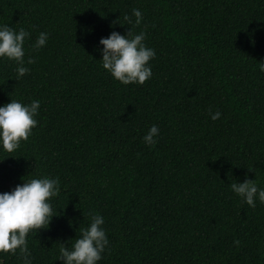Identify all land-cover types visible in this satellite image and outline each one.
<instances>
[{
    "label": "trees",
    "instance_id": "obj_1",
    "mask_svg": "<svg viewBox=\"0 0 264 264\" xmlns=\"http://www.w3.org/2000/svg\"><path fill=\"white\" fill-rule=\"evenodd\" d=\"M134 8L138 26L124 19ZM0 24L29 31L36 60L20 80L0 60V105L41 102L28 141L0 150V192L60 182L57 216L27 237L33 264H62L60 244L90 213L109 239L98 264H264V203L230 189L245 175L264 187V0H0ZM128 29L156 52L143 85L114 80L97 51ZM40 32L49 39L35 50ZM152 124L157 143L145 145Z\"/></svg>",
    "mask_w": 264,
    "mask_h": 264
},
{
    "label": "clouds",
    "instance_id": "obj_2",
    "mask_svg": "<svg viewBox=\"0 0 264 264\" xmlns=\"http://www.w3.org/2000/svg\"><path fill=\"white\" fill-rule=\"evenodd\" d=\"M132 17L125 15L129 24L136 26L143 19L139 9H132ZM146 33H133L128 29L122 35L112 31L107 37H101L97 51L102 59V68L111 77L123 85H143L152 77L150 61L156 56L153 48L145 44ZM30 38V32L24 28L15 29L9 24H0V60L12 61L15 65L16 79L20 80L31 69L28 65L36 62L32 55H26L25 41ZM49 39L47 32H40L33 48L46 47ZM102 46V47H101ZM259 70L264 73V62H259ZM40 100L23 103L11 99L9 103L0 105V150L9 154L27 142L32 131L38 125L36 119ZM221 117L220 111L211 113V119L216 121ZM160 129L152 124L142 136L145 145H155ZM8 157H11L9 155ZM4 159L0 160L2 162ZM231 191L249 207H256V202L264 203V187L259 186L257 179H248L245 175L243 182H232ZM60 193L58 178L42 175L18 183L11 191L0 192V258L4 254L16 255L22 264H33L27 237L30 233L47 229L53 219V198ZM90 222L86 227H79L80 235L71 246L60 244L57 261L62 264H98L103 253L109 246V239L103 227L104 217L98 213H90ZM239 245V240H234Z\"/></svg>",
    "mask_w": 264,
    "mask_h": 264
}]
</instances>
